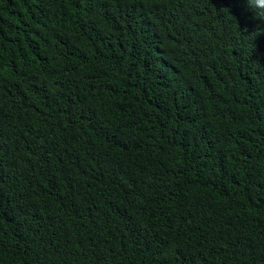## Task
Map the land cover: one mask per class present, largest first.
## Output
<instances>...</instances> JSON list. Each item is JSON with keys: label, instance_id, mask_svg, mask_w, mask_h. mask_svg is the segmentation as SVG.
<instances>
[{"label": "trees", "instance_id": "trees-1", "mask_svg": "<svg viewBox=\"0 0 264 264\" xmlns=\"http://www.w3.org/2000/svg\"><path fill=\"white\" fill-rule=\"evenodd\" d=\"M252 11L0 0V264H264Z\"/></svg>", "mask_w": 264, "mask_h": 264}, {"label": "clouds", "instance_id": "clouds-1", "mask_svg": "<svg viewBox=\"0 0 264 264\" xmlns=\"http://www.w3.org/2000/svg\"><path fill=\"white\" fill-rule=\"evenodd\" d=\"M246 5L248 9L253 10L255 17H259V20H264V0H246ZM222 11L229 12L230 10L224 8Z\"/></svg>", "mask_w": 264, "mask_h": 264}]
</instances>
